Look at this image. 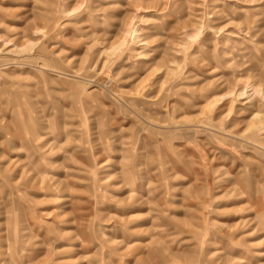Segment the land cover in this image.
<instances>
[{"label": "rangeland", "instance_id": "obj_1", "mask_svg": "<svg viewBox=\"0 0 264 264\" xmlns=\"http://www.w3.org/2000/svg\"><path fill=\"white\" fill-rule=\"evenodd\" d=\"M0 264H264V0H0Z\"/></svg>", "mask_w": 264, "mask_h": 264}]
</instances>
